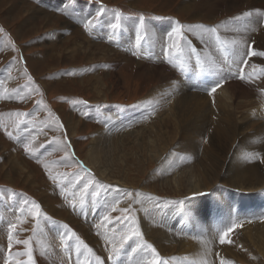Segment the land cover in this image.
I'll return each mask as SVG.
<instances>
[{"label": "rangeland", "instance_id": "obj_1", "mask_svg": "<svg viewBox=\"0 0 264 264\" xmlns=\"http://www.w3.org/2000/svg\"><path fill=\"white\" fill-rule=\"evenodd\" d=\"M11 1L0 0V264H29V253L32 264H113L122 258L118 249L127 248L125 253L133 257L135 242L145 252L135 253V260H129V264H148L152 259L158 264H173L178 252L163 251L143 233L137 205L146 204V197L158 206L185 200L190 195L186 190L189 183L182 176L177 184L174 179L178 169L169 176L164 174L161 163L168 153L157 160L146 146H141V136L134 139L125 132L120 138L122 131L115 118L123 106L144 104L146 97L159 94L167 84L180 87L179 80L186 77L180 63L197 58L206 64L215 48L222 53L219 56L214 52V66L224 71L220 80L238 86L235 101L239 111L243 103L246 111L264 112V97L257 92L264 89V42L260 41L264 35V7L251 5L250 0H242L244 9L234 0H74L76 4L87 2L95 7L92 16L97 24L88 25L86 41L99 38L101 45L93 49L84 42L86 46L80 45L79 49H66L61 43L53 50L56 56L38 58L39 52L48 57L50 42L59 38L50 30L63 23L21 30L19 18L11 8L8 11ZM15 1L21 4L22 12L24 6H34L29 0ZM183 2L189 6H182ZM114 17L115 21L109 19ZM44 20L38 18L41 24ZM104 20L109 22L104 24ZM22 22L28 23L26 15ZM137 22L138 26H134ZM157 22L163 24L164 30ZM114 24H119L116 30L112 28ZM151 24L155 26L154 34L149 30ZM178 25L182 26L180 36L163 38ZM206 26H212L213 38L197 41L199 28ZM96 29L101 33L92 37L90 32ZM137 35L143 37L139 41L141 48L134 49L132 45L133 53L124 50L130 42L137 43ZM174 41L177 48L170 47ZM91 72L95 77L91 78ZM237 74L243 77L239 82ZM240 85H244L243 97ZM110 111L114 115L108 117ZM142 119L146 125V118ZM133 124L138 122L126 118L123 128H134ZM107 126L112 135L99 143L95 153L101 159H92L87 152L92 133L97 137L99 129ZM16 134L21 139L19 143L13 140ZM161 141L158 144L162 147L165 144ZM210 173L214 175V171ZM121 184L131 201L124 205L118 204ZM34 205H39L38 216L32 214ZM134 228L139 229V237L131 235ZM94 242L99 248L91 246ZM108 247L114 251L112 255L106 251Z\"/></svg>", "mask_w": 264, "mask_h": 264}, {"label": "bare ground", "instance_id": "obj_2", "mask_svg": "<svg viewBox=\"0 0 264 264\" xmlns=\"http://www.w3.org/2000/svg\"><path fill=\"white\" fill-rule=\"evenodd\" d=\"M235 1L238 2L237 5L241 9L246 8L244 6L245 2L242 0ZM187 2L189 3V1ZM187 2H183L182 6L188 7ZM221 2H224V0H221ZM250 3L256 7H264L263 0H250ZM253 6L250 7L255 9ZM258 9L260 8L258 7ZM252 13L254 14V10ZM109 19L115 21V17ZM231 23H235V21H231ZM138 24L137 22L134 26H138ZM151 25L154 26V24ZM158 25L159 28L164 30L163 24L158 23ZM199 29L201 35L196 38L197 41L206 39L210 41L213 38L212 26ZM168 34H165L163 38L167 39ZM192 38L194 39V37ZM161 40L164 41V39ZM189 41H192L191 38ZM260 41L264 42V35H262ZM212 49H214L213 46ZM116 50L119 51L120 49ZM214 52L219 56L222 54L221 50L215 48L212 50L211 56L210 54L207 55L210 58L206 64L199 63L197 58H189L180 63L186 73V77L179 80L180 87L176 86V83V85L167 84L163 89H160L159 94L154 92L150 97L145 96L146 101L144 104H127V106H123L115 118L119 121L123 133L119 134L120 138L127 133L134 135V139L141 136V146H146L150 156H156L157 160L162 154L168 153L169 155L166 154L167 156L163 157L165 159L161 163V167L164 166L162 169L164 174L169 176L173 170L178 169L179 171H176L178 177L174 179L178 182L177 184L181 182L182 176L189 183L186 190L190 195L185 200L158 206L156 202H150L149 198L146 197V204L142 202L137 205V213L140 216L139 225H141L143 233L152 238L163 251L175 250L178 252L176 254L178 258L174 259L173 264H264V203H258L260 200H264V112L253 110L254 113L249 109L246 111L243 103L241 104L242 109L239 111L238 101H235V98L239 96V92L236 90L238 86L233 82L235 83L234 87L230 80V83L224 84L220 80L219 76L223 75L224 71L220 66H214ZM260 52L262 53V51ZM260 55L262 56V54ZM140 58H143V56ZM251 61H248V66ZM112 63L113 61H111ZM94 75L92 73L91 78L95 77ZM232 76L233 74L228 77ZM205 78H210L211 81L206 83ZM239 78H235L237 82L243 77L239 76ZM251 82H253V79ZM249 83H247L248 87L251 86ZM97 84L95 81L94 86ZM217 84L219 87H216ZM212 87H216L215 92H211ZM240 88V96L243 97L245 96L244 85H240ZM257 92L264 97V89L259 88ZM110 115L114 114H111L110 111L108 117ZM126 118H129L130 121L135 119L138 124H133L134 128L124 129ZM142 118H146L145 121L148 122L146 125L142 124ZM107 128L110 130L109 126L105 127V130L101 127L97 137H94V133H92V140H90L87 151L90 158L101 159V157H97L95 152L98 146L101 145L99 144L100 141L103 143L112 135L107 132ZM160 140L165 144L162 147L158 144ZM105 148L112 150L106 144ZM223 167H225L224 172ZM104 170L107 172L106 168L102 169V171ZM210 171H214L213 176H211ZM208 180L211 182L210 185H208ZM214 180L216 181L214 182ZM121 185V199L118 204H128L131 202L128 198L129 193L125 186ZM112 201L115 204L114 199ZM150 206H153V208H150ZM144 208L147 209L144 210ZM72 220L74 219L72 218ZM52 223L54 225L56 222ZM52 223H50V227ZM233 224L239 225V227L233 229L225 239V243L221 244L220 237ZM137 243L133 244L134 252L137 254L145 252L139 248ZM91 246L96 249L99 248L98 242L92 243ZM118 250L117 253L120 255L122 253V258H118L119 260L114 261L113 264H129V260L131 262L135 260V253L132 254L133 257L128 251L125 253L127 248ZM73 251L76 253L75 247H73ZM106 251L111 252V255L114 253L109 247ZM75 253L74 261L78 260ZM178 255H180V258ZM91 264L105 263L93 261Z\"/></svg>", "mask_w": 264, "mask_h": 264}, {"label": "crops", "instance_id": "obj_3", "mask_svg": "<svg viewBox=\"0 0 264 264\" xmlns=\"http://www.w3.org/2000/svg\"><path fill=\"white\" fill-rule=\"evenodd\" d=\"M28 2H32L34 6L33 8L30 6H24L23 12L21 10V4L18 1L16 2L15 0H12L10 2V5H7L8 11L9 8H11L10 10L12 11V13L16 14V16L19 18L20 24H24L22 20L24 19L25 15L27 16L28 23L24 24L25 26H21L20 24L18 25L20 26L19 28L21 30L32 29L33 27H35L37 30H40L42 27H48L50 24H53L55 22L61 21L63 23L62 26L56 27L54 28V30H50V34L58 35V39H60V41H58L57 39V41L55 42H50V54H48V57L45 54L39 52L38 58H50V56H56V53H54L53 50L57 49V45L61 43L65 44L66 49L68 47L79 49L78 46L80 45L86 46L82 43L86 42L88 36L87 28L89 25V21H93V23H91L92 26L97 24L95 20L96 17L94 16L93 18L92 16L93 10L95 8L93 5L87 2L76 4L74 0H29ZM41 17L45 19L42 24L38 21V18ZM107 22H109V20H104V24H107ZM130 27L132 26L130 25ZM154 28L155 26H149L151 34H154L152 31L154 30ZM98 33H101L100 29H96V31H91L90 35H95ZM43 39V42L45 44L47 38L44 37ZM98 40L101 42L99 38L94 39L93 42L88 40L87 45H101ZM132 43L133 44H131V42L127 44L124 50L133 53L132 45H134V49L136 47L141 48V44H137L136 42ZM13 140L15 143H19L21 141V139L19 138V134H16Z\"/></svg>", "mask_w": 264, "mask_h": 264}, {"label": "snow or ice", "instance_id": "obj_4", "mask_svg": "<svg viewBox=\"0 0 264 264\" xmlns=\"http://www.w3.org/2000/svg\"><path fill=\"white\" fill-rule=\"evenodd\" d=\"M89 25H91V21H89ZM112 27L118 28L119 24H114L112 25ZM181 28L182 26H177L175 27L171 33H169L168 35L171 37L173 34L180 36L181 35ZM137 44L139 43L141 37L139 35H137ZM171 48H177L178 47V43L177 42H173L172 45L170 46ZM249 55H255V53H249ZM216 87H219V85L217 84ZM216 87H212L211 88V92H215L216 91ZM85 189L88 188V185L85 184L84 185ZM34 208L36 209L35 211H33V215L34 216H38L39 215V205H34ZM125 220H127V218H124ZM134 223V221H133ZM239 227V225L233 224L231 228H229L221 237H220V243L223 244L225 243V239L228 237L229 233H231L233 231V229ZM131 235L135 236V237H139L140 236V231L138 228H134L131 230ZM124 239H128L127 236L124 237ZM231 242V241H229ZM24 243H28L27 241H24ZM148 247H151V245H149ZM133 251H135V249H133ZM155 251V249H153V252ZM29 264H32V257L31 254L29 253ZM148 264H158L157 260L152 259L148 261Z\"/></svg>", "mask_w": 264, "mask_h": 264}]
</instances>
